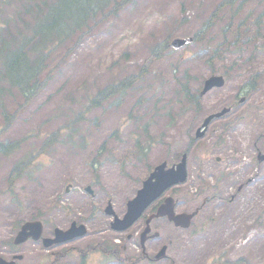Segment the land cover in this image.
<instances>
[{
    "label": "rangeland",
    "instance_id": "374dc122",
    "mask_svg": "<svg viewBox=\"0 0 264 264\" xmlns=\"http://www.w3.org/2000/svg\"><path fill=\"white\" fill-rule=\"evenodd\" d=\"M221 1L127 0L117 14L96 16L80 39L50 50L42 74L47 85L32 101L24 105L17 94L6 99L16 118L0 142L18 146L0 154V256H9L6 245L23 223L40 219L44 237L72 220L90 222L89 234L49 249L28 241L19 264H119L97 251L81 260L79 250L96 243H118L126 246L123 256L140 259V249L125 238L142 225L119 238L100 228L110 221L102 209L110 200L121 216L149 172L178 162L186 151L187 181L165 196L176 198L177 211L184 212L213 194L219 198L209 200L186 231L157 225L160 243L172 242L168 256L176 264H264V162L255 161V150L264 151V0L218 8ZM22 2H0L2 15L15 7L16 19L28 20ZM210 15L215 18L202 37L152 56L155 44L192 37ZM135 73L140 78L123 94L74 121L99 89ZM212 73L225 76V86L199 98L196 111L190 100ZM256 73L258 86L245 95L242 87ZM225 106L231 111L190 142L203 118ZM57 131L53 144L43 147ZM235 150L246 153L250 171L235 167ZM38 151L8 192L11 168ZM202 177L208 189L199 194ZM87 185L94 199L83 190Z\"/></svg>",
    "mask_w": 264,
    "mask_h": 264
},
{
    "label": "trees",
    "instance_id": "16d2710c",
    "mask_svg": "<svg viewBox=\"0 0 264 264\" xmlns=\"http://www.w3.org/2000/svg\"><path fill=\"white\" fill-rule=\"evenodd\" d=\"M122 1L25 0V12L31 16V23L24 26L27 35L20 40H13L11 46L0 38V110L5 118L6 127L10 125L15 114L5 113L3 101L5 96H10V94L13 96L15 91L22 96L25 104L33 100L48 82V77L42 78L41 76L45 70L50 50L63 46L74 36H78L77 40L80 39L88 23L93 21L95 16L107 17L114 12L117 14L118 10L124 6ZM234 4L235 0H222L218 8ZM212 17L213 15L204 23L205 28L209 26ZM6 24L7 21L0 16V33L5 29ZM77 33L78 35H75ZM167 46L166 41L158 43L151 50L152 55L159 56L166 51ZM138 78H140L139 75H130L117 85H107L98 90L75 119L80 120L85 114L102 107V104L112 96L123 94ZM248 83V89L253 90L255 88L253 81L250 80ZM198 100L199 98L196 97L190 101L198 107ZM56 134L49 136L44 141L43 147L50 145Z\"/></svg>",
    "mask_w": 264,
    "mask_h": 264
},
{
    "label": "water",
    "instance_id": "95a60500",
    "mask_svg": "<svg viewBox=\"0 0 264 264\" xmlns=\"http://www.w3.org/2000/svg\"><path fill=\"white\" fill-rule=\"evenodd\" d=\"M185 40H179L176 39L171 43V46L178 48L185 44ZM223 79L221 77L212 76L208 78L205 83L202 91L200 92V95H204L212 88H219L223 85ZM227 110L224 109L220 113H217L213 116L208 117L205 122L204 126H206L209 121L214 117H219L222 114H224ZM202 133H198L200 136ZM264 159V156L261 157ZM186 179V169H185V158L182 159V162L176 166V168L171 169H165V163L157 166L154 171L151 173L149 178L143 182L142 188L137 192V196L127 204V213L123 217L122 220H118L115 218V222L113 223V228L117 230H124L128 228L138 217L139 215L145 210V208L150 204L151 201H153L155 198L160 196L165 190H167L169 187L184 182ZM88 190V189H87ZM172 199H167L165 201V204L162 205L156 216H163L168 215L169 219H175V222L177 226L187 227L188 221L191 218L189 215H182L178 217H173L172 215ZM107 213L111 214V208L108 206ZM179 220V221H178ZM31 230L32 233L30 234L27 232V230ZM148 231V229H145L143 236ZM41 232V225L39 223H28L25 225L22 230L18 233L16 242L20 243L25 240H27L28 237H32L34 240H37L40 236ZM84 233V228L82 226H79L78 228H75L74 225H72V228L66 232L63 233L59 230H56V238L48 243L47 240H44V244H53L58 243L60 241L69 240L72 237L80 236ZM164 253V248L162 249L159 256H162ZM0 264H14L13 262L6 263L2 259H0Z\"/></svg>",
    "mask_w": 264,
    "mask_h": 264
},
{
    "label": "flooded vegetation",
    "instance_id": "af4514ba",
    "mask_svg": "<svg viewBox=\"0 0 264 264\" xmlns=\"http://www.w3.org/2000/svg\"><path fill=\"white\" fill-rule=\"evenodd\" d=\"M256 154H257V151L255 150ZM234 196H230L228 200H232ZM219 198V197H217ZM209 200H212V199H207L205 198L203 201H202V204H201V207L205 206V205H208L210 204ZM163 201L160 200L158 203H157V206H150L145 213H143L140 218L133 224V226H140L142 225L141 229L143 227H145L146 225H149V228H151V231L150 233L147 235L148 238L145 240L144 244L143 245H140V249H141V254H140V259H141V262H144L146 264H159L160 262H167L169 264H174L175 260L174 259H169L168 257H165L164 259H160V260H155L154 257H155V254L161 249V247H163V245L161 244L160 245V242H159V236H157L156 238H150L149 235L153 232H155L156 230H158V227L157 225H160L162 222L165 224H169V225H174L172 223H169L168 220L166 218H154L152 217L150 222L149 223H146L147 219L149 217H151L156 211H157V207L162 203ZM178 207V201L177 203L175 202V213H189L187 211H177V208ZM200 207V209H201ZM199 212V210H198ZM198 215V213L196 214V216ZM195 216V217H196ZM195 218H193L190 222L189 225H192V222ZM166 221V222H165ZM211 221H214V218H211ZM88 226L90 225V222H87ZM110 223L109 225H100V228L101 229H106V228H110ZM61 229H63V227H61ZM176 229H179V228H176ZM185 231V230H184ZM183 232V231H181ZM138 235V233H135V237L133 235H129L127 237L128 241H131V240H134V241H137V238L136 236ZM13 241V239H12ZM10 247V246H9ZM125 248V247H124ZM104 251H109L107 248H103ZM101 251V248L97 249V248H94V247H90L88 250H83L81 252V255H82V260H84V256H86L89 251ZM14 255V254H13ZM143 256V257H142ZM13 257V256H12ZM166 263V264H167ZM83 264V262H82Z\"/></svg>",
    "mask_w": 264,
    "mask_h": 264
}]
</instances>
